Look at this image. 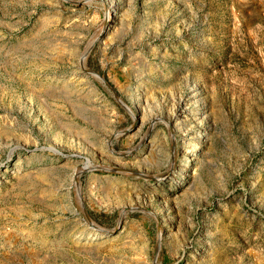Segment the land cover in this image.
Listing matches in <instances>:
<instances>
[{
    "label": "rangeland",
    "instance_id": "1",
    "mask_svg": "<svg viewBox=\"0 0 264 264\" xmlns=\"http://www.w3.org/2000/svg\"><path fill=\"white\" fill-rule=\"evenodd\" d=\"M0 264H264V0H0Z\"/></svg>",
    "mask_w": 264,
    "mask_h": 264
},
{
    "label": "bare ground",
    "instance_id": "2",
    "mask_svg": "<svg viewBox=\"0 0 264 264\" xmlns=\"http://www.w3.org/2000/svg\"><path fill=\"white\" fill-rule=\"evenodd\" d=\"M109 17L110 18H112L113 17V15L112 14H110L109 15ZM104 30V27H102L99 31H98V34L97 35H100L101 34V32ZM199 149V146L198 147H196V150H198ZM105 234L103 233V235H101L102 237L104 236ZM97 238V237H96Z\"/></svg>",
    "mask_w": 264,
    "mask_h": 264
}]
</instances>
